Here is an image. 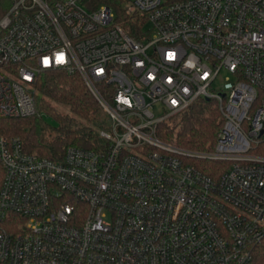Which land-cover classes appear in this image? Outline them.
I'll list each match as a JSON object with an SVG mask.
<instances>
[{
	"label": "built area",
	"instance_id": "built-area-1",
	"mask_svg": "<svg viewBox=\"0 0 264 264\" xmlns=\"http://www.w3.org/2000/svg\"><path fill=\"white\" fill-rule=\"evenodd\" d=\"M47 70L78 74L110 125L95 148L69 145L60 160L0 136V264H255L264 0H9L0 116L38 114ZM202 98L223 119L214 148L163 139ZM190 158L227 165L213 177Z\"/></svg>",
	"mask_w": 264,
	"mask_h": 264
},
{
	"label": "trees",
	"instance_id": "trees-1",
	"mask_svg": "<svg viewBox=\"0 0 264 264\" xmlns=\"http://www.w3.org/2000/svg\"><path fill=\"white\" fill-rule=\"evenodd\" d=\"M93 7L116 0H89ZM9 0H0V15ZM117 8H121L120 4ZM38 114L27 117L0 116V136H18L25 150L40 156L60 160L69 145L95 148L99 131L107 129L110 118L78 74L65 70H47L35 83ZM50 116L52 122L44 118ZM223 123L217 104L200 99L162 129V138L193 151L214 148L217 133ZM203 172L218 177L227 165L208 158H190ZM255 264H264V239L254 249Z\"/></svg>",
	"mask_w": 264,
	"mask_h": 264
},
{
	"label": "rangeland",
	"instance_id": "rangeland-1",
	"mask_svg": "<svg viewBox=\"0 0 264 264\" xmlns=\"http://www.w3.org/2000/svg\"><path fill=\"white\" fill-rule=\"evenodd\" d=\"M227 75V73L226 72H224V71H222L221 73H220V75L217 77V80L215 81V83H214V87H216V89H220L221 88V85H222V83H223V81H224V77ZM44 118L47 120V121H50V122H52V118L50 117V116H48V115H46V114H44Z\"/></svg>",
	"mask_w": 264,
	"mask_h": 264
}]
</instances>
